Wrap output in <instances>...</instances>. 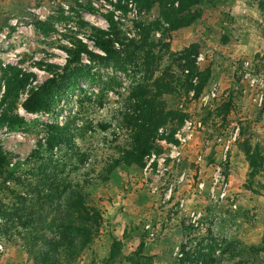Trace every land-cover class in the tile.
Segmentation results:
<instances>
[{"label":"rangeland","instance_id":"obj_1","mask_svg":"<svg viewBox=\"0 0 264 264\" xmlns=\"http://www.w3.org/2000/svg\"><path fill=\"white\" fill-rule=\"evenodd\" d=\"M114 3L0 0V115L24 120L0 127L6 155L0 163V264H43L34 251L41 242L29 233L46 229L53 210H40L28 185L48 157V125L76 127L86 119L110 127L83 137L65 135L81 153L71 159L69 180L81 184L100 211V228L73 256L62 249L54 264H130L125 259L141 242L143 257L177 264L182 246L194 253L210 241L208 232L221 244L214 254L218 262L210 264H264V0H205L194 25L167 39L171 53L195 44L196 63L211 74L198 99L166 97L169 106L185 109L188 123L177 130V143L156 140L142 169L121 164L108 170L119 155L117 145L127 139L117 130L130 73L107 64L77 69L48 109L29 112L21 106L35 86L52 77L48 69L67 72L78 43L100 53L81 21L105 26L101 14ZM86 58L83 53L81 61ZM13 66L34 74L16 98L6 96ZM28 212L43 218L30 223ZM225 237L236 247L232 255L225 254ZM114 243L119 253L105 262Z\"/></svg>","mask_w":264,"mask_h":264},{"label":"trees","instance_id":"obj_2","mask_svg":"<svg viewBox=\"0 0 264 264\" xmlns=\"http://www.w3.org/2000/svg\"><path fill=\"white\" fill-rule=\"evenodd\" d=\"M204 1L115 0L112 9L101 14L105 26L86 19L81 21L85 35L100 53L78 43L77 48L71 51L67 72L57 73L54 69H48L52 77L35 86L21 106L29 112L48 109L63 91L62 83L71 82L77 69L81 71L107 64L121 73H130V80L124 87L125 103L119 112L121 118L117 130V134L125 132L127 139L123 145L115 146L119 155L108 170L121 164L142 169L146 156L156 150V140L178 142L175 134L183 126L186 112L184 108L169 106L166 97H177L179 101L198 99L209 82V68L201 69L196 63L198 48L195 44L171 53L168 42L174 31L190 28L202 16L200 7ZM83 53L87 63L81 61ZM11 70L7 78L6 96L16 98L19 89H23L34 74L21 73V69L15 66ZM119 96H122L121 93ZM23 122V118L17 115H0V127L5 124L12 127ZM48 126L51 131L45 144L48 157L37 166L35 181H30L28 187L35 205L40 210L52 209L53 212L46 229H32L29 239L41 242L34 247L36 258H40L43 264H54L62 249L73 256L76 246L90 244L98 235L101 223L100 211L88 202V194L83 186L69 180L71 159L74 154L79 156L81 153L79 148H71L75 147V143L65 135L83 137L87 132L104 131L110 124L102 121L94 124L91 119H86L76 127ZM64 143H68V146ZM67 147L71 151H67ZM32 154L38 156L39 151L35 150ZM5 161L6 155L3 156L0 150V163ZM13 174L12 171L7 172L5 179H11ZM28 216L30 223L35 220L40 222L43 218L38 212H28ZM53 233L57 234L59 240L52 237ZM208 233L210 241L199 243L194 253L184 250L182 246V256L177 264L218 262L214 254L221 244L213 238L212 233ZM229 243L225 237V254L232 255L236 247ZM142 245L141 242L140 247L130 252L125 260L130 264H155L152 257H143L140 252ZM118 253L119 246L114 243L110 256L104 261H114ZM140 259L146 261L141 263Z\"/></svg>","mask_w":264,"mask_h":264},{"label":"built area","instance_id":"obj_3","mask_svg":"<svg viewBox=\"0 0 264 264\" xmlns=\"http://www.w3.org/2000/svg\"><path fill=\"white\" fill-rule=\"evenodd\" d=\"M186 122V124L188 123L187 121H185ZM175 137H176V134H175Z\"/></svg>","mask_w":264,"mask_h":264}]
</instances>
